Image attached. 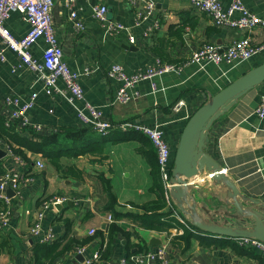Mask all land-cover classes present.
Instances as JSON below:
<instances>
[{"label":"crops","instance_id":"1","mask_svg":"<svg viewBox=\"0 0 264 264\" xmlns=\"http://www.w3.org/2000/svg\"><path fill=\"white\" fill-rule=\"evenodd\" d=\"M148 1L153 3L155 17L136 26L134 11L138 9L143 12L144 1L132 4L129 0H79L76 10L84 24L83 32H76L72 28L67 8L61 3H55L52 9L53 27L63 52V60L70 71L80 74L79 85L83 96L91 105L100 108L101 119L111 124L128 123L137 127L152 128L159 125L162 137L171 152H175L191 115L228 84L263 64L264 50L248 63L235 68L203 63L186 65L179 73L153 78L156 90L151 89L150 80L141 81L136 87L141 97L128 104H119L115 101L117 86L107 76L111 64L122 65L127 74L143 69L153 63L156 57L164 62L184 64L203 43L224 48L243 35L226 27L212 25L205 14L189 0ZM218 1L224 11L231 2ZM241 2L249 12L264 21V0ZM97 4L107 7L109 22H120L128 30L114 39L109 37L106 29L92 17L91 9ZM234 17H239V13H235ZM156 23L158 26L154 27ZM4 27L17 40L28 31L27 23L17 12L11 13ZM249 35L253 43L264 42V31L260 28H254ZM130 36L134 37V43L128 41ZM43 46V39H39L30 48L29 52L34 59L40 60ZM4 57L5 61H0V114L3 125L5 119L10 118L9 113L14 110L12 105H6V98L16 96L22 103L31 94H36L33 108L25 114L24 119L14 121L12 127L27 137L30 130L33 131L35 140L45 138L50 149L54 148L60 154L58 164L61 171H56L39 153L23 151L25 158L19 155L20 160L7 155L0 156V170L26 174L18 194L9 188L5 192L11 198V216L8 229H0V235L7 238L10 250L0 251V264H36L32 254L36 243L40 242L28 233L31 219L41 201L57 195L69 198L59 215L50 212L43 223V232L53 233L56 242L64 244L72 240L83 244L97 231L106 235L109 224L115 222L120 228L121 233L117 236V244L110 259L99 260L95 264H120L122 259L134 264L131 257L143 256L165 244L168 245L166 260L171 264H264L261 250L241 246L235 239L229 241L228 238L194 232L189 225L193 231L184 227L196 236L184 252L170 246V239L181 234L180 230L171 229L170 236L146 230L141 223L143 221L134 219L142 217L143 211L128 204L142 205L156 197L148 191L151 184L150 168L137 151L139 143L129 139L102 144L104 136L82 122L64 97H48L39 77L28 72L24 66L13 69L21 65L15 52L7 49ZM57 84L63 86L61 80ZM263 94L264 82L241 96L212 124L208 132L207 153L225 172L216 178L204 170L197 177L187 180L190 185L188 192L198 213L205 210L222 222L228 219L227 215L236 214L235 203L243 211L264 212V120L253 115ZM179 100L185 102V107L179 112H173L171 107ZM76 105L82 107L81 102H76ZM38 127V131L34 129ZM7 139L0 138V150L4 152ZM96 143L103 145L100 146L101 152H95L99 147ZM37 161L43 163L42 168L36 166ZM68 168L78 170L79 174L71 175L67 172ZM102 183L111 186L116 198L111 207H108ZM228 183L235 187L236 196H231ZM166 200L178 212H175L176 216L185 222L191 221L188 208L186 212H181L173 200ZM190 204L191 201L187 200L186 205ZM108 216L111 220H107ZM229 221L230 225H237L234 220ZM249 223L247 221V228L250 227ZM90 230H94L93 235L89 234ZM104 247L105 244H101L99 238H94L83 245L82 254L68 253L53 262L42 256L38 262L83 264L85 259L96 252L100 255Z\"/></svg>","mask_w":264,"mask_h":264},{"label":"built area","instance_id":"2","mask_svg":"<svg viewBox=\"0 0 264 264\" xmlns=\"http://www.w3.org/2000/svg\"><path fill=\"white\" fill-rule=\"evenodd\" d=\"M77 1L79 0H0V61H5L4 52L7 49L15 52L20 58L21 65L15 66L13 69L16 70L24 66L28 72L37 75L41 80L45 94L50 98L54 96L64 97L76 110L78 118L85 124H88L94 132L105 136L112 131H138L146 135L155 149L162 180L168 188V177L173 152H171L168 143L162 137V133L159 131V125L150 128L146 126L137 127L134 124L128 123L111 124L103 121L101 119L100 108L91 105L83 96L82 89L79 85L80 74L70 71L66 62L63 60V52L53 27L52 9L55 3H61L68 10V20L72 28L76 32H83L84 24L76 10ZM129 1L132 4H136L137 1H144L145 10L143 12L138 9L134 11L136 26H140L149 18L155 17L152 2L148 0ZM189 1L196 9L205 14L212 25L226 27L234 30L236 34L241 32L243 35L232 40L224 48L212 43H203L191 54L190 58L184 64H172L156 58L153 63L146 65L143 69H139L132 74H127L120 64H111L108 67L107 76L117 86L115 94V101L117 103L124 105L141 97L140 92L136 88L141 81L150 80L151 89L156 90V84L152 81L153 78L168 73H179L186 65L203 63V65L213 64L215 66L223 65L229 68H235L236 66L248 63L251 58L264 50V42L260 44L253 43L249 35L254 28H260L264 31V21L249 12L242 5L241 0H231L228 9L225 11L222 9L218 0ZM91 10L93 19L106 29L108 36L112 39L119 37L128 30L120 22H109L107 20V7L104 4L94 5ZM13 12H17L28 25L26 35L19 40L15 39L4 27V22L9 19ZM235 13H239V17L235 18ZM157 26L158 23L154 27ZM39 39H43L44 46L41 50L40 60L38 61L31 56L29 50ZM128 41L134 43V37H128ZM58 80H61L62 87L58 86ZM36 96V94H31L22 103H20L19 98L16 96L6 98V105H12L14 110L9 113L10 118L5 119L4 126L10 128L14 121L24 119L25 114L33 108ZM76 102H81L82 107H77ZM184 107L185 102L179 100L171 109L173 112H179ZM253 115L260 120H264V94L260 96ZM34 129L38 131L40 128ZM7 141L9 142H7L6 146V155L9 158L20 160L12 150L15 145L9 139ZM36 166L42 168L43 163L37 161ZM220 172L225 171L221 170ZM25 175V172L20 174L7 169H1L0 171V204L4 206V209L0 210V229L2 230L8 229L11 216V198L6 196L5 192L9 188L14 194H18L23 186V176ZM166 198L168 199V196ZM67 200V196H55L51 199L41 201L39 207L33 213L28 233L37 238L40 243L54 242L56 236L50 231L43 232V223L48 213L52 212L55 215H59ZM172 216L190 229L188 224L176 216L175 213ZM107 220H111V217L108 216ZM190 230L193 231L192 229ZM89 234L93 235L94 230H90ZM235 241L244 247L257 248L264 254V244L256 239H235ZM83 249L77 248L73 253L82 254ZM167 253L168 245L165 244L155 251L147 252L143 256L137 255L131 257L130 260L134 264H171L166 260ZM99 260L100 255L96 252L91 257L85 259L83 264H95ZM120 264L129 263L122 259Z\"/></svg>","mask_w":264,"mask_h":264},{"label":"water","instance_id":"3","mask_svg":"<svg viewBox=\"0 0 264 264\" xmlns=\"http://www.w3.org/2000/svg\"><path fill=\"white\" fill-rule=\"evenodd\" d=\"M264 82V63L244 73L241 77L228 84L213 95L207 103L198 108L188 119L181 133L173 156V167L168 177L169 187L165 189L168 199L175 202L178 210L191 212V225L196 232L212 234L217 237L233 239H256L264 244V212L260 210H241L238 204L235 215H227L228 219L220 222L215 215L203 210L198 213L187 180L197 177L204 170L208 175L221 177L220 166L207 153L209 143L208 132L214 121L225 113L241 96ZM0 156L6 152L0 150ZM1 158V157H0ZM231 196H236L235 187L228 183ZM191 201L190 206L186 201ZM186 206V207H185ZM241 217L244 218L241 221ZM229 220L237 222L230 225ZM250 221V227H246ZM83 259V256H81Z\"/></svg>","mask_w":264,"mask_h":264},{"label":"trees","instance_id":"4","mask_svg":"<svg viewBox=\"0 0 264 264\" xmlns=\"http://www.w3.org/2000/svg\"><path fill=\"white\" fill-rule=\"evenodd\" d=\"M160 59L159 57H156ZM161 60V59H160ZM163 61V60H161ZM164 62V61H163ZM172 63V62H168ZM172 64H180V63H172ZM35 133L30 130L29 137L25 136L24 134H20L15 131V127L6 128L3 125V118L0 114V138H8L11 143L16 145L12 150L17 156L25 155L23 151L39 153L43 157H45L52 166L56 169V171H61V167L58 164V159L60 154L55 152L54 148L50 149V144H47V140L45 138H38L35 140ZM45 137V136H44ZM55 139V138H54ZM135 140L139 143V148L137 151L139 152L142 157L145 158L146 162L150 168V179L151 184L148 191L154 194L156 197L154 200L146 202L142 205H136L133 203H128L130 206L134 208L141 209L144 213L142 217H134V219H138L141 222L146 230L154 231L158 233H166L167 236H170L171 229H177L181 231V234L175 235L170 239V246L178 247L181 251H186L191 244L192 239L196 235L192 233L190 230L186 229L184 225H182L177 219L173 218V214L177 212L175 208L168 204L166 197H165V186L162 180V176L158 167L157 163V156L155 149L148 137L144 134L132 131V132H111L108 136H104L102 139V144L112 141V140H119V141H126V140ZM57 140V139H55ZM9 142V141H7ZM99 147L96 149L95 152H101V147L103 146L100 143H96ZM96 146V145H93ZM173 156L174 152L172 153L171 158V167L173 166ZM171 171V168H170ZM68 173L71 175L79 174L78 170L74 168H68ZM170 175V172H169ZM103 192L108 198V207L112 206L115 203L116 198L111 190V186L108 183H102ZM4 209V206L0 204V210ZM169 209L167 212L164 210ZM178 213V212H177ZM191 228L194 227L191 225L190 221L186 222ZM106 235L103 234L102 231H97L93 235L92 238L85 240L83 244L78 243L77 241L69 240L62 244L61 242H52V243H36V248L33 251V259L36 264H39L38 260L40 257L43 256L44 259L53 262L60 258L62 255L73 253L77 248H83L84 244H88L94 238H99L101 244H105L104 250L101 251L100 260H107L110 259L112 253L114 252V248L117 244V236L121 233L120 228L116 225V223L109 224L106 229ZM231 241V240H229ZM6 248V249H5ZM8 252L9 246L8 241L5 236L0 235V251ZM138 251L140 252L141 249L139 248Z\"/></svg>","mask_w":264,"mask_h":264},{"label":"rangeland","instance_id":"5","mask_svg":"<svg viewBox=\"0 0 264 264\" xmlns=\"http://www.w3.org/2000/svg\"><path fill=\"white\" fill-rule=\"evenodd\" d=\"M110 134V133H109ZM107 134V135H109ZM146 136V135H145ZM147 137V136H146ZM172 169V167H170ZM1 171V170H0ZM56 197H61V195H57ZM68 197V196H67ZM69 198V197H68ZM10 206H11V201H10ZM194 232H195V229H194Z\"/></svg>","mask_w":264,"mask_h":264},{"label":"bare ground","instance_id":"6","mask_svg":"<svg viewBox=\"0 0 264 264\" xmlns=\"http://www.w3.org/2000/svg\"><path fill=\"white\" fill-rule=\"evenodd\" d=\"M221 173V172H220Z\"/></svg>","mask_w":264,"mask_h":264}]
</instances>
